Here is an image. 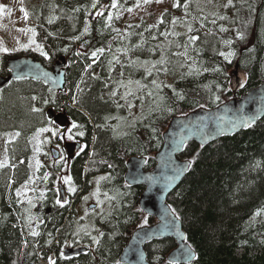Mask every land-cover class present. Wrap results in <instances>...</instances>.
<instances>
[{
    "label": "trees",
    "instance_id": "trees-1",
    "mask_svg": "<svg viewBox=\"0 0 264 264\" xmlns=\"http://www.w3.org/2000/svg\"><path fill=\"white\" fill-rule=\"evenodd\" d=\"M136 1L117 0L112 8V0H95L93 8L94 0H22L47 52L26 55L48 68L65 57L66 85L64 91L53 92L42 82L20 79L10 81L0 93V134L19 133L7 144L8 165L0 168V264H49V257L56 264H123L119 258L129 238L148 217L139 207L144 186L125 182L126 161L145 157L144 169L151 170L173 117L213 109L264 83V0L235 2L234 15H224L218 23L228 31L203 32L195 23L186 35L171 29L170 11L126 22L125 14ZM99 11L103 15H97ZM192 35L199 39L189 43ZM101 48L104 51L93 57ZM221 52L233 55L225 59ZM162 59L164 63H159ZM234 67L246 74L236 93L230 88ZM5 71L1 67L0 75ZM128 91L133 94L122 98ZM136 91L147 99L148 109L132 119L128 105L138 103ZM49 108L66 110L72 119L70 137L84 148L68 162L64 158L40 167L41 177L49 173L42 183L44 197L40 194L29 209L17 188L31 175L32 136L48 127ZM125 113L131 119L123 120ZM119 126L126 131L120 132ZM179 158L189 159L191 166L168 196V204L196 253L187 264H264V118L206 146L191 142ZM64 167L77 192L85 193L92 177L105 178L99 188L110 199V210L87 234L70 225L69 204H56L55 178ZM50 192L52 201L46 197ZM48 207L51 212L46 215ZM30 217L43 222L33 223ZM33 230L39 235H31ZM67 244L91 250L67 258L62 254ZM175 247V240L164 238L144 249L150 264H168L166 257Z\"/></svg>",
    "mask_w": 264,
    "mask_h": 264
},
{
    "label": "water",
    "instance_id": "water-1",
    "mask_svg": "<svg viewBox=\"0 0 264 264\" xmlns=\"http://www.w3.org/2000/svg\"><path fill=\"white\" fill-rule=\"evenodd\" d=\"M10 75L0 76V89L10 80L30 79L47 85L52 91L61 92L66 85V59L60 57L49 69L42 61L32 56H15L6 61ZM233 91L236 92L245 80V74L235 68L231 74ZM50 116V111L48 112ZM264 118V83L251 89L240 97L232 98L213 109H197L186 115L174 117L163 134V146L155 155V166L144 170L145 157H131L127 161L125 181L128 185H143L140 196V209L157 222L136 229L124 248L120 262L124 264H150L144 246L156 239L172 238L177 247L167 256V261L185 264L186 257L194 261L196 253L185 239L186 234L179 219L172 211L168 196L178 187L189 171L191 162L179 156L187 144L195 142L201 146L213 143L223 136H231L247 129ZM55 123L61 128L69 124L65 112L55 116ZM68 153H73L80 144L67 143ZM54 158L58 152L52 150ZM64 200V188L59 186ZM89 249L71 248L64 252L66 257L81 254ZM187 262V263H190Z\"/></svg>",
    "mask_w": 264,
    "mask_h": 264
},
{
    "label": "rangeland",
    "instance_id": "rangeland-1",
    "mask_svg": "<svg viewBox=\"0 0 264 264\" xmlns=\"http://www.w3.org/2000/svg\"><path fill=\"white\" fill-rule=\"evenodd\" d=\"M179 2L181 5L180 7H173L174 0H162L160 3H157L156 0H150L148 3H145V0H137L133 5L130 6L129 9H131V11L126 12L124 19L126 22L131 20L139 21L141 19H147L150 12H155L156 17H159L163 12L170 11L172 12V16L169 18L168 22H170L169 24L171 29H173V31L177 32L178 34L186 35L189 33V26L192 28L195 23L200 25V29L203 32L220 30L218 23L222 21V15H225L226 17H232L235 13L233 8L235 5L233 6V3L228 5V0H179ZM185 3L188 5L187 8L184 7ZM225 5L228 6L225 7ZM0 6H3V12L0 13V48L8 49L7 52L0 51V68L5 67L6 61L10 56L25 55L30 53L41 54V51L36 47V44L41 45L43 51L45 52V47L38 41L36 33L33 35L32 32L27 31V29L30 28L34 29V24L33 21L29 19L28 15L27 19H25V8L22 0H0ZM173 19L176 20L175 24L172 23ZM200 19L207 21L208 23H203ZM213 20L215 23L212 22ZM22 29L24 31H21ZM32 39L36 41V44L30 43V40ZM24 45H28V47L25 48L23 47ZM145 68L150 70L148 64ZM235 68L236 67H234L230 72L231 74ZM140 84L141 87L146 85V83L142 81H140ZM230 88H233L232 80ZM148 90L149 88L146 91ZM134 96L137 97L139 101L138 103H134L132 101V103H134L133 107L128 109L132 119L139 118L148 109L147 99H145L143 95H140L139 92L136 91L134 92ZM126 116H128V119H131L128 113H125L121 117L123 120H125L127 118ZM48 129H50V131L39 132L38 135L37 130L32 136L31 155L28 159L31 175L22 186L17 188L21 193L20 197L22 201L28 205L29 209L34 207L35 203L41 197H39V195L42 192L44 193L45 188L42 184L44 179L39 174L41 169L40 167L46 166L48 168V164L53 165L55 162L51 157V150L54 146H52V148L50 147V139L56 135H58V138L61 139L63 135L62 132H57L56 128H54L52 125H49ZM119 129L120 132L126 131V129H124L122 126H119ZM15 136L16 134L14 133L0 134V163H2L3 166L8 165L7 144L9 141H12ZM65 137L66 141H74L68 136V130L65 132ZM37 148H39V151H37ZM62 149L64 152L66 151L64 148ZM43 157H45V160H43ZM37 161H39V167H37ZM62 173V176L58 175L56 178V191H58L59 183L64 184L62 178L67 176V170L65 167L63 168ZM30 177L31 181L29 180ZM99 178V176L92 178L90 180V188L87 190V193L83 194L80 199L75 202V207L78 211L76 221L78 220V222H80V219L82 218L83 221L80 223L85 224L79 225L76 223L77 225L75 232L79 234H81V231H92L93 226L96 225L95 219L97 216L99 217L105 214L109 209V201L106 195L101 193L98 188ZM37 190H39V193H37ZM97 190L98 194L94 195V193H97ZM85 197H88V199L85 200ZM29 200L32 201L31 204L28 203ZM98 200L103 201V203L98 204ZM95 203L98 204L97 210L88 213V207L94 205ZM30 218L33 223L37 222L35 217ZM145 220H147V223H145ZM151 222L153 223L154 219H151ZM141 224L148 225L149 218L145 217ZM98 232L100 231L98 230Z\"/></svg>",
    "mask_w": 264,
    "mask_h": 264
},
{
    "label": "snow or ice",
    "instance_id": "snow-or-ice-1",
    "mask_svg": "<svg viewBox=\"0 0 264 264\" xmlns=\"http://www.w3.org/2000/svg\"><path fill=\"white\" fill-rule=\"evenodd\" d=\"M148 2H150V0H145V3H148ZM156 2H157V3H160V2H162V0H156ZM231 3H232V0H228V5H231ZM228 5H225V7H227ZM180 6H181V5H180L179 0H174L173 7H180ZM92 7H93V8L96 7V2H95V0H94V2H93V4H92ZM111 7H112V8H116V7H117V0H112ZM184 7H185V8L188 7L187 3L184 4ZM21 10L24 11L23 9H21ZM128 11H131V9H128ZM2 12H3V6H0V13H2ZM24 15H25V19H27V15H28V14H27L26 11H25ZM97 15H103V13H102V12H98ZM107 19H108L109 21H111V19H112L111 14H109V16H108ZM221 19H225V17H221ZM48 22H49V23H52L53 21H52L51 19H49ZM212 22L215 23L214 20H213ZM160 23H163V19L160 20ZM172 23L175 24V23H176V20L173 19ZM21 31H24V30L22 29ZM27 31H30V32L33 33V35H35V30H34V29H31V28H30V29H27ZM87 31H88V28L86 27V28H85V32H87ZM188 31H189V32L192 31L191 26H189ZM220 31L225 32V31H227V29L224 28V27H221V28H220ZM240 38H243L242 35H241ZM75 39H79V37H75ZM198 39H199V37H198V36H195V35H192V36H189V37H188V41H189V43H194V42L197 41ZM30 43H31V44H36V41H35L34 39H32V40H30ZM225 43H229V44H230L231 41H226ZM23 47L27 48L28 45H24ZM36 47H37L38 49H40V51H41V55L47 56V53L43 51V48H42L41 45L36 44ZM185 47H187V46L185 45ZM0 51L7 52L8 49H7V48H0ZM103 51H104L103 48L98 49V50H96V51H94V52L92 53V56L95 57V56L97 55V52L102 53ZM77 55H80V53H77ZM177 55H187V53H186V52L183 53V54H181V53H177ZM220 55H221V56H224L225 59H228L230 56L233 55V53L230 52V53L225 54L224 52H221ZM117 62H118V61H117ZM159 63H164V60L162 59L161 61H159ZM89 67H90V66H89ZM165 71H166V69H165ZM148 74L151 75V72L149 71ZM17 78L19 79V77H17ZM131 83H132V82L129 81V84H131ZM135 83H136L137 85H139L140 82L137 81V82H135ZM152 83H153V85H156L157 88H159V85H157V82H156L155 80H153ZM132 94H133V93H132L131 91H128V92L125 93V95H124L122 98H125V99H126L127 96H130V95H132ZM111 95H112V96H115V95H116V92L113 91V92L111 93ZM148 95H152V93L150 92V93H148ZM33 99H36V97H33ZM74 99H75V98H74ZM216 99H219V97H216ZM45 103H47V101H45ZM117 106L119 107V105H117ZM128 107L131 108V107H133V105L129 104ZM33 111H39V109L33 108ZM169 111H170V109H169ZM46 131H50V129H48V128H41V129L38 130L37 135L39 134V132H46ZM83 134H84L83 132H80V133H79V135H83ZM16 135L19 136V133H16ZM37 151H39V148H37ZM0 167H3V164H2V163H0ZM37 167H39V161H37ZM48 177H49V173H45L43 179H44V180H47ZM62 179H63V183L69 186V187H68V192H69V193H74V192L76 191V188H75L74 186H72V177H71V176H64ZM100 179H105V178H104V177H100ZM29 180L31 181V177L29 178ZM20 194H21V193H20L19 191H17V195H20ZM97 194H98V190H97V193H94V195H97ZM43 197H44V193L42 192V193H41V198H43ZM84 199L87 200L88 197H85ZM28 203L31 204L32 201L29 200ZM66 203H68L67 200L61 201V199H59V198L56 199V204L60 205L61 207H63L64 204H66ZM99 203H103V201H99V200H98V204H99ZM257 214H259V213H257ZM30 219H31V218H30ZM145 223H147V220H145ZM31 235H33V236H38V235H39V232L33 230V231L31 232ZM101 235H102V233H101ZM91 239H92V241H93L94 243H97V244L99 243V239H98L96 236H92ZM185 239H186V237H185ZM190 260H191V256L189 255V256L186 257V264H187V262H190ZM49 264H56V261H55L54 259H52L51 257H49ZM168 264H177V262L174 261V260H170V261L168 262Z\"/></svg>",
    "mask_w": 264,
    "mask_h": 264
},
{
    "label": "flooded vegetation",
    "instance_id": "flooded-vegetation-1",
    "mask_svg": "<svg viewBox=\"0 0 264 264\" xmlns=\"http://www.w3.org/2000/svg\"><path fill=\"white\" fill-rule=\"evenodd\" d=\"M4 74L5 75H0V76L7 77L8 76L7 69H6V71H5ZM1 91H2V89L0 90V93H1ZM49 111H50V116L48 115V112ZM62 112H65L66 116L68 117V121H69V124L66 125V127H64V128L59 127L55 123V120H54L55 116H57L58 114H60ZM68 115L69 114L66 112V110H62V111H57V110H54V109H48V110H46V116H47V118L49 120V125H52L54 128H56V130L58 132H62L63 134H65V132L67 130L69 131L70 126L72 125L71 124V122H72L71 121V118L69 117L70 115L69 116ZM49 125H48V127H49ZM48 127H46V128H48ZM69 142L70 141H66V138H65V136L63 137V135H62V138L61 139L58 138V135H56V136H54L53 138L50 139V147L52 148V146H54L52 148V150H56L58 152V157L57 158H54L53 153H52V150H51V153H52V156L51 157H52V159L55 162H62L64 160V158L68 162L78 152L81 151L80 149L84 148V144L80 142L81 143V148L79 149V148L75 147L73 153L70 154V153H68V149H67V146H66V144L69 143ZM62 148H64L66 151L64 152ZM65 153H67V154H65ZM61 175H63V173H61ZM67 176H68V173H67ZM56 178H57V176H56ZM56 178H55V181H56ZM60 185H62L63 188H64V200H67L68 201V203H66V204H69L70 205L69 210H70V212L72 211L71 214L73 216V219H70V225H77L76 223H78L79 225H85L83 223H80L81 221H83L82 218L80 219V222H78V220L76 221V219H77V212L78 211H77V208L75 207V202H77L80 199V197L83 195V193L77 192V188H78L77 184H74V185L72 184V186H74L76 188V191L74 193H69L68 192V187L69 186L66 185V184L64 185V184L59 183L58 184V191H56V193H55V201H56V199H58V198L61 199V197H63L61 195L60 191H59V186ZM75 196H77V197H75ZM46 197H47V199L49 201H52V199L54 198L53 193H51V192ZM64 200H61V201H64ZM66 204H64V205H66ZM75 208H76V210H75ZM97 208H98V204L97 203H95L94 205H91L90 207H88V210H89L88 213L93 212L94 209L97 210ZM49 210L51 211V208H49ZM49 210H46L45 211V214L46 215L50 214ZM97 218H98V216H97ZM41 223H42V221L39 222V224H41Z\"/></svg>",
    "mask_w": 264,
    "mask_h": 264
},
{
    "label": "bare ground",
    "instance_id": "bare-ground-1",
    "mask_svg": "<svg viewBox=\"0 0 264 264\" xmlns=\"http://www.w3.org/2000/svg\"><path fill=\"white\" fill-rule=\"evenodd\" d=\"M68 116H69V115H68ZM69 117H70V116H69ZM71 120H72V119H71ZM70 122H71V121H70ZM71 124H72V122H71ZM92 178H93V177H92ZM86 193H87V192H86ZM75 197H77V196H75ZM44 214H45V213H44ZM71 216H72V215H71ZM71 219H72V218H71ZM42 222H43V221H42ZM39 254H40V253H39ZM41 256H42V255H41ZM41 256H40V257H41ZM40 257H39V258H40ZM42 260H43V259H42Z\"/></svg>",
    "mask_w": 264,
    "mask_h": 264
}]
</instances>
